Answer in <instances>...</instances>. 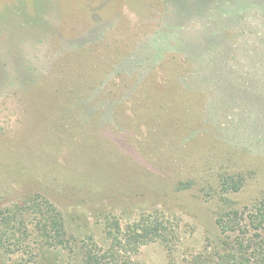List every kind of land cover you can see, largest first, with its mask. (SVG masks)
Listing matches in <instances>:
<instances>
[{"label":"rangeland","instance_id":"rangeland-1","mask_svg":"<svg viewBox=\"0 0 264 264\" xmlns=\"http://www.w3.org/2000/svg\"><path fill=\"white\" fill-rule=\"evenodd\" d=\"M263 20L0 0V264H227L216 220L264 203Z\"/></svg>","mask_w":264,"mask_h":264},{"label":"trees","instance_id":"trees-1","mask_svg":"<svg viewBox=\"0 0 264 264\" xmlns=\"http://www.w3.org/2000/svg\"><path fill=\"white\" fill-rule=\"evenodd\" d=\"M262 23L264 24V20ZM243 215V212L231 211L224 218L216 220L222 233L237 232L232 240L231 252L225 256V262L227 264H264V233L262 232L264 231V203L248 214L243 225L237 224ZM115 259V257L112 258L113 262ZM87 261L88 259L86 264Z\"/></svg>","mask_w":264,"mask_h":264}]
</instances>
